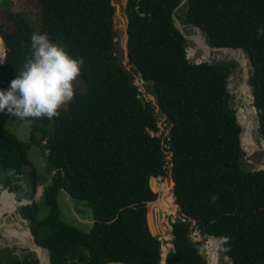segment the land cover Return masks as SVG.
<instances>
[{
  "label": "trees",
  "instance_id": "obj_1",
  "mask_svg": "<svg viewBox=\"0 0 264 264\" xmlns=\"http://www.w3.org/2000/svg\"><path fill=\"white\" fill-rule=\"evenodd\" d=\"M181 2L127 0L129 51L123 64L114 48L118 32L111 0H38V32L61 42L74 58H84L78 77L85 89L61 106L58 116L26 118L28 142L0 124V166L25 168L36 184L43 182L28 158L32 145L42 149L50 179L40 202L31 204L30 226L51 264H163L158 233L165 230L166 210L164 191L155 182L168 174L177 215L171 222L175 250L167 252L166 264H207L199 248L210 236L218 238L232 264H264V168L249 172L239 165L246 128L242 103L241 128L228 88L238 62L190 63L186 38L173 21L175 14L182 24L200 28L195 32L211 47L246 50L249 100L259 109L258 131L264 137V0ZM4 3L9 27L2 33L0 89L7 90L29 55L34 27L23 13L9 10L8 0ZM188 54H194L189 47ZM217 57L240 60L232 53H208L203 59ZM135 78L147 90L155 84L156 113L166 117L167 132ZM59 189L90 207L89 232L60 219ZM12 205V198L0 202V216ZM40 206L47 209L41 218ZM10 230L32 239L21 224ZM194 230L200 240L191 237ZM0 264H38V259L35 252L21 257L4 248Z\"/></svg>",
  "mask_w": 264,
  "mask_h": 264
},
{
  "label": "rangeland",
  "instance_id": "obj_2",
  "mask_svg": "<svg viewBox=\"0 0 264 264\" xmlns=\"http://www.w3.org/2000/svg\"><path fill=\"white\" fill-rule=\"evenodd\" d=\"M1 1V0H0ZM9 1V10L12 12H21L23 15L26 17L27 20H29L34 27L33 33L38 32L39 28V23H40V11H39V5H38V0H8ZM115 7V19H114V26L117 29L118 36H117V43L120 44L118 45V48H115L117 50V54L121 57V60L123 64L127 63L128 57L126 55V25H127V20H126V0H111ZM6 4L0 5V24L2 26V29L0 30V39L3 36V32H7L9 24H8V18L5 13V8ZM182 6H180V10ZM3 10V11H1ZM180 12V11H179ZM181 14V13H179ZM178 19V18H177ZM179 20V19H178ZM181 24V28L183 29L184 34L186 35V41H187V55L192 58V56L196 52H201L202 54V59L209 53V49L198 46L199 43L204 44L207 46L208 44L205 42V40L201 39V36L203 35L202 32H195L194 30H197V28H193L189 25L182 24L181 21L179 20ZM193 31V32H192ZM189 36V37H188ZM204 37V36H203ZM3 42V41H2ZM61 44V42H60ZM188 47L192 50L194 49L195 51H192L194 54L189 55L188 54ZM4 51L1 54V49H0V56H3ZM237 55V54H236ZM239 57V56H238ZM4 58V56H3ZM215 59H226V57H217ZM233 59V57H231ZM238 65L234 68L232 73L229 76V83H228V88L230 93L233 94L234 100L233 104L234 107L239 106L241 103L242 105L240 106V115L242 117V120L245 124L246 128V148L245 152L243 153L242 156V161L243 162H251L255 166H258L260 164H264V138L263 136L260 135L258 131V110H256L255 107L251 105V102L249 100V94L251 92V89L249 88L248 83L246 82V74L247 72L249 73V70L251 69L249 59L248 57L242 53V60H237ZM135 83L139 86L140 91L142 92V96L144 97L145 100L150 101L152 107H155V111L157 112V102L155 95L152 93V91L147 90L143 85L142 81L140 79L135 78ZM74 86V93L76 92H83L85 89V84L84 82L77 77V79L73 82ZM248 89V92H247ZM247 92V101L248 104L252 107V110L247 108L244 105V102H242L239 99V95H243ZM66 105V104H65ZM63 105V106H65ZM255 111L256 114L253 115L252 113L249 114V112ZM157 118H158V125L162 130L167 132L168 130V123L165 121L166 117L160 116L158 113H156ZM30 121L25 120V119H19L18 117L12 116L11 114H8L7 112H0V124L6 128L8 131L11 133L15 134L18 139H20L23 142H28L29 137H30ZM249 125L251 126V129H249ZM255 126V127H254ZM28 158L32 162L33 166L36 169L37 175L42 178L43 182H38L37 187L39 189L38 194L34 198V202H40L41 200V186L43 187V184H45L49 179H50V173L47 172L46 170V162L45 158L42 153V149L36 145H32L30 149L28 150ZM166 158H169L166 157ZM157 182H165V185L163 186L164 190V196H165V212H166V217L164 219V224H165V230L160 236V239L162 241V258L166 257L167 252L171 248L172 245V234H171V222L175 219L176 214V206L174 205V200L172 198V195L170 191L173 189V184H172V179L170 177V174H168L165 177H157L156 178ZM152 189L157 193V198L160 195V192L155 190L151 184ZM171 188V189H170ZM5 192L7 194H4L5 197L11 199L13 197L12 193H9L7 191H1ZM156 198V199H157ZM57 199V204L60 210V219L71 225L76 227L77 229L84 231V232H89L92 227V213L90 207H88L83 201H78L73 198H71L63 189H59L56 195ZM15 210V208H12L11 206L8 209V212H11ZM47 209L44 206H40L39 211H38V217H44ZM5 216V213H3L0 216V221L1 217ZM8 224L5 228L6 233L11 232L10 227L13 226L15 228H18L19 222L17 220L14 221H6ZM3 224H0L2 226ZM9 227V228H8ZM1 230V228H0ZM161 232V231H160ZM170 236H169V235ZM1 235V234H0ZM160 235V234H159ZM192 235L195 237V239L200 240L202 237L199 234L197 230H194ZM1 237V236H0ZM214 239L217 244L212 241L211 239ZM210 243V248L208 250V253L210 254L212 244H216L219 246L218 243V238L215 237H207V239L204 241V244L206 245V242ZM0 250L4 248H10L13 249V253L18 255V256H23L25 254H28L30 252H35L33 250L24 248V247H19L17 244H20V242H16L13 239H10L9 242H0ZM5 252H3V255ZM211 254L214 256L215 260H217V255L214 252H211ZM219 264H227L226 257L221 253L220 247H219ZM211 258V255H210Z\"/></svg>",
  "mask_w": 264,
  "mask_h": 264
},
{
  "label": "clouds",
  "instance_id": "obj_3",
  "mask_svg": "<svg viewBox=\"0 0 264 264\" xmlns=\"http://www.w3.org/2000/svg\"><path fill=\"white\" fill-rule=\"evenodd\" d=\"M260 34L264 35V29ZM30 41L22 69L7 90L0 89V112L7 111L19 119H51L73 100V82L85 61L74 58L59 42H52L47 33H33Z\"/></svg>",
  "mask_w": 264,
  "mask_h": 264
},
{
  "label": "water",
  "instance_id": "obj_4",
  "mask_svg": "<svg viewBox=\"0 0 264 264\" xmlns=\"http://www.w3.org/2000/svg\"><path fill=\"white\" fill-rule=\"evenodd\" d=\"M184 1L185 0H182L181 4ZM181 4H180V6H181ZM115 16H116V13H114V19H115ZM126 20L128 22L127 13H126ZM173 21H174L175 26L179 29V31L184 35L185 38H187L186 35L183 32V29L181 28V24H180L179 20L176 18L175 14H173ZM114 28H115V26H114ZM193 28H197V29L200 30V28H198V27H193ZM0 41H1L2 45H3V51H4L3 56L5 57L4 39L2 40V38H1ZM127 41H128V32H127V25H126V55L128 57L129 48L127 46ZM118 45L120 46V44L116 42V44L114 45V48H118ZM209 48L212 51H215V50H219L221 48H230V47H211V46H209ZM231 49H236V50L242 52L245 55L247 54L246 50L244 48H231ZM187 58H188V61L190 63H193V64L200 63L202 61L210 62L212 60H215V61L222 60V59H215V58L202 59L201 52H196L192 56V58L187 55ZM226 59H231V57H226ZM233 59H235L237 61L236 58H233ZM248 75H249V73L247 72L246 77H245L246 80H248ZM249 88L251 89L250 86H249ZM149 90L150 91H155V84L154 83H150ZM156 94H157V91H156ZM149 108H152V105H150ZM235 108H236L237 121L239 122V124H240V126L242 128V125H241V123H240V121L238 119V114H237L238 113V106L235 107ZM256 109L259 110L257 107H256ZM153 115L156 116V111L153 112ZM258 127H259V119H258ZM240 140H241V134H240ZM239 165L244 171H249V172L250 171H255L257 169H263L264 168V164H260L258 166H255L251 162H243V161H240ZM172 184H174L173 180H172ZM37 185L38 184H36L33 181V178L30 175V172L28 170H26L25 168H21L20 170H16L14 167L3 168V167L0 166V192L1 191H7L9 193H12L13 196H14L15 201L18 202L17 208L15 210H13L11 212H8V211L4 212L5 216L1 217V222L5 223L6 221H14L15 219H17V221L21 224V227L26 228L30 232L34 245L39 247V248L45 249L47 251L46 248L40 246L36 242L35 235L33 234L32 230H31V226H30V222H31V220H30V218H31V213H30L31 204H32L35 196L39 192V189H38ZM42 191H43V187L41 186V193H42ZM172 198H173V200H175V196H174L173 193H172ZM23 200H25L26 203H23L22 202ZM158 217L159 218L161 217L160 213H158ZM158 237L160 239L159 233H158ZM191 237L193 239H195V237L193 235ZM171 249L173 251L175 250V247H174L173 243L171 245ZM220 250H221V253L226 257L227 264H232L231 257L228 254H225L223 249H220ZM199 252L204 257H206L207 264H209L208 254H207V247H206L205 244L200 246ZM35 255H36V258L38 259V264H42L41 259L39 257V254H37L35 252ZM48 259H49V257H48ZM49 262H50V260H49ZM112 263H115V264H127V263H124V262H109V263H106V264H112ZM161 263L166 264L167 263L166 259L162 258Z\"/></svg>",
  "mask_w": 264,
  "mask_h": 264
},
{
  "label": "bare ground",
  "instance_id": "obj_5",
  "mask_svg": "<svg viewBox=\"0 0 264 264\" xmlns=\"http://www.w3.org/2000/svg\"><path fill=\"white\" fill-rule=\"evenodd\" d=\"M201 39L202 40H205L204 37H203V35L201 36ZM198 46L205 47L206 49L208 48L209 49V53H212V54H214V53H225V54H231L232 53V54H237V56H239V58L242 60V52H240V51H238L236 49L221 48L219 50L212 51L209 48L208 45L205 46L204 44L199 43ZM192 51H195V50L192 49ZM2 52L3 51H1V54H2ZM246 82H247V80H246ZM247 92H248V89H247ZM247 92L244 94V96L242 94L239 95V98H240L241 101L243 100L242 102H244V105L247 108H249V109L252 110V107L250 106V104H248V101H247V97H246ZM250 113H252L254 115L253 111L252 112H249V114ZM249 129H251V126L250 125H249ZM155 184H156V186H157L158 189H162V190H163V186L165 185V184L160 183V182H157V181L155 182ZM171 191H170V193H171ZM4 194H6V193L5 192H0V202H3V203L6 204V203H8L10 201V199L7 198V197H5ZM164 194H163V196H164ZM12 201H13L12 208H17L18 202L15 201L14 196L12 197ZM22 202L23 203H26L25 200H23ZM164 203H165V196H164ZM7 224L8 223L5 222V223H3L2 226H0L1 231H2V234L0 235L1 236L0 237V242H9L10 239L15 240L17 243L20 242V244H17V246L24 247V248H27V249H30V250L35 251L37 254H39V257L41 259L42 264H50L49 259H48V253H47V251L45 249H42V248H39V247L35 246L34 243H33V241H32V239H29V238H27L26 236H23V235H15V234H13L11 232H9V233L7 232V234H6L5 228H6ZM163 226L165 227V224L164 223H163ZM171 227H172V225H171ZM206 247H207V245H206ZM207 250H208V247H207ZM211 252H214L217 255H220L219 254V246H217L216 244H212V248H211L210 254L208 253L209 255H211V258L208 257L209 264H217L218 263L217 260H218L219 256L217 257V260H215L214 256L211 254ZM112 264H115V263H112Z\"/></svg>",
  "mask_w": 264,
  "mask_h": 264
},
{
  "label": "flooded vegetation",
  "instance_id": "obj_6",
  "mask_svg": "<svg viewBox=\"0 0 264 264\" xmlns=\"http://www.w3.org/2000/svg\"><path fill=\"white\" fill-rule=\"evenodd\" d=\"M8 183V182H7ZM7 194V193H6ZM16 209V208H15ZM15 220H17V219H15Z\"/></svg>",
  "mask_w": 264,
  "mask_h": 264
},
{
  "label": "built area",
  "instance_id": "obj_7",
  "mask_svg": "<svg viewBox=\"0 0 264 264\" xmlns=\"http://www.w3.org/2000/svg\"><path fill=\"white\" fill-rule=\"evenodd\" d=\"M228 83H229V79H228Z\"/></svg>",
  "mask_w": 264,
  "mask_h": 264
}]
</instances>
